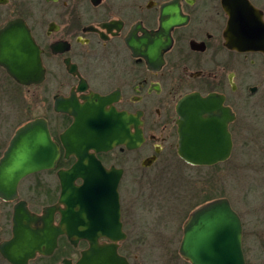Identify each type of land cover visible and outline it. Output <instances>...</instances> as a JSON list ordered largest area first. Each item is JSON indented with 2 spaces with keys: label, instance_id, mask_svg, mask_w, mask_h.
Returning <instances> with one entry per match:
<instances>
[{
  "label": "flooded vegetation",
  "instance_id": "flooded-vegetation-1",
  "mask_svg": "<svg viewBox=\"0 0 264 264\" xmlns=\"http://www.w3.org/2000/svg\"><path fill=\"white\" fill-rule=\"evenodd\" d=\"M248 1L264 22V0ZM222 10L220 0H0V36L9 29L12 33L15 27L27 31L44 70L38 83L21 84L0 64V123L8 124L18 117L12 136L0 139V147L4 145L0 158L16 130L38 118L47 123L59 150L53 168L23 177L13 198L0 197V246L13 238L16 208L25 206L41 217L47 207L58 204V172L69 170L77 161L73 154H67L62 137L74 123L76 110L85 106L126 114L131 119L116 118L124 128L119 134L129 141L138 133L142 137L132 148L119 144L109 151L89 150L106 170L121 171L117 191L125 240L126 220L135 227L152 206V198L142 199L141 171L197 169L214 174L215 179L223 167H235L231 157L236 143L253 135L256 114L251 99L257 94L264 96V51L228 49L224 42L227 15ZM191 94L223 98L224 117H231L226 127L230 152L223 161L197 166L180 157L177 105ZM93 96L105 101L91 103ZM35 109L38 116H30ZM125 179L128 187L122 190ZM212 179L204 183L208 195L190 207L185 222L197 207L226 198L221 196L220 187L212 185ZM74 184L81 185L82 180L77 178ZM218 193L216 198L209 197ZM41 195L46 197L42 206ZM169 215L171 220L178 219V214ZM59 220L60 214L55 212L54 224ZM22 224L23 228H37L25 220ZM62 240L69 245L61 235L51 255L36 253L27 264H41V260L43 264L75 263L79 256L56 255ZM69 246L81 247L80 254L87 243ZM177 250L179 253V247ZM0 264H11L1 252Z\"/></svg>",
  "mask_w": 264,
  "mask_h": 264
},
{
  "label": "water",
  "instance_id": "water-1",
  "mask_svg": "<svg viewBox=\"0 0 264 264\" xmlns=\"http://www.w3.org/2000/svg\"><path fill=\"white\" fill-rule=\"evenodd\" d=\"M220 1L227 15L225 46L238 52L264 51L261 13L248 0ZM7 32L0 36V64L18 83H38L44 70L37 47L23 28ZM89 101L105 100L93 96ZM222 101L217 95L198 94L179 101L178 147L186 162L208 166L228 157L231 142L226 127L231 117H224L227 110L221 106ZM76 111L74 123L65 131L62 142L67 154H73L77 161L69 170L58 172L61 191L57 205L47 207L41 217L25 206L15 209L13 238L0 246L2 256L11 264H27L36 253L51 255L61 235L73 247L82 241L87 243L75 263L63 260L62 264H130L118 251V243L126 238L117 191L121 171L106 170L89 150L109 151L119 144L132 148L142 142V137L138 133L129 141L119 134L124 128L116 118L131 119L124 113H104L94 105ZM205 113L210 116L203 118ZM48 132L47 123L41 118L16 130L0 158V197L13 198L23 177L55 166L59 150ZM77 178L82 180L81 185L74 184ZM55 212L60 214L58 224H54ZM24 220L37 228H23ZM182 229L179 255L189 264H246L241 219L227 198L197 207ZM102 239L106 242L101 243Z\"/></svg>",
  "mask_w": 264,
  "mask_h": 264
},
{
  "label": "rangeland",
  "instance_id": "rangeland-1",
  "mask_svg": "<svg viewBox=\"0 0 264 264\" xmlns=\"http://www.w3.org/2000/svg\"><path fill=\"white\" fill-rule=\"evenodd\" d=\"M251 101L256 114L252 122L253 135L236 143L235 152L231 157V160L235 161L234 168L223 167L219 174L215 175V179H212L214 174L201 173L197 169H183L174 173L141 171L142 199L152 198V206L135 222V227L126 220L128 236L120 243V253L130 262L189 264L181 258L177 250L182 236L181 228L190 207L200 204L208 195L204 191V183L211 178L212 185L220 187L221 196L229 200L242 219L246 264H264V110L261 109L264 107V96L257 94ZM38 114L35 109L30 116ZM17 122L18 117L15 115L10 123H0V139L8 140ZM3 148L4 145H1L0 149ZM127 182L126 180V187L123 185L122 190L127 189ZM218 196L219 193L209 197ZM43 202H46V197L41 195V206ZM169 214H178V217L175 216L178 219L171 220ZM80 250L81 247L74 249L62 240L56 255L78 258Z\"/></svg>",
  "mask_w": 264,
  "mask_h": 264
}]
</instances>
